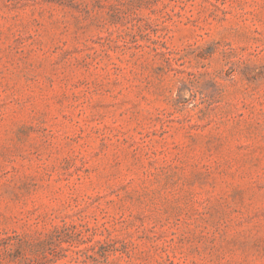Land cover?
Listing matches in <instances>:
<instances>
[{
	"label": "rangeland",
	"instance_id": "obj_1",
	"mask_svg": "<svg viewBox=\"0 0 264 264\" xmlns=\"http://www.w3.org/2000/svg\"><path fill=\"white\" fill-rule=\"evenodd\" d=\"M0 264H264V0H0Z\"/></svg>",
	"mask_w": 264,
	"mask_h": 264
}]
</instances>
